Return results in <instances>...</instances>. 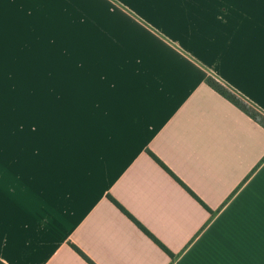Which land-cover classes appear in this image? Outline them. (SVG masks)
<instances>
[{
  "label": "crops",
  "instance_id": "obj_1",
  "mask_svg": "<svg viewBox=\"0 0 264 264\" xmlns=\"http://www.w3.org/2000/svg\"><path fill=\"white\" fill-rule=\"evenodd\" d=\"M105 1L90 31L61 0H0V66L92 36V89L40 136L0 122V264H264V128L206 83L264 116V0H161L191 19L166 39Z\"/></svg>",
  "mask_w": 264,
  "mask_h": 264
},
{
  "label": "rangeland",
  "instance_id": "obj_2",
  "mask_svg": "<svg viewBox=\"0 0 264 264\" xmlns=\"http://www.w3.org/2000/svg\"><path fill=\"white\" fill-rule=\"evenodd\" d=\"M113 1L136 23L156 32L164 39L174 35L172 32L174 28L182 24H191V19L187 15L176 13L170 7L163 5L161 0H135L131 4L127 3V0ZM191 1H193L192 6L198 8L196 9L198 12L209 9L210 2L207 0ZM61 4L63 9L66 5L70 9L78 10L80 15H83V12L91 14L81 21H74L79 28L82 26L92 31V26H97V23L110 24V19L104 16L108 15L104 13L105 0H61ZM153 7L158 10L157 16H150L153 14L151 13ZM140 13H144V16H140ZM180 16H184L186 20ZM67 28L68 26L66 31L69 30ZM159 29H162L165 35L160 34ZM90 31L86 30L84 34L91 35ZM22 61L24 62L25 59ZM42 71L46 74L45 91L42 90ZM90 79H92V36L65 33L64 42L58 48L50 50L48 65L42 68L40 65L28 63L0 66V122H13L17 132L21 128L27 132V135L40 136L41 120L47 115L46 111L51 112L57 104L69 103L65 102L67 98L60 94L71 88L92 89ZM29 92L32 96L27 95ZM79 99L83 100V98Z\"/></svg>",
  "mask_w": 264,
  "mask_h": 264
},
{
  "label": "trees",
  "instance_id": "obj_3",
  "mask_svg": "<svg viewBox=\"0 0 264 264\" xmlns=\"http://www.w3.org/2000/svg\"><path fill=\"white\" fill-rule=\"evenodd\" d=\"M206 83L209 87H211L214 91H216L218 94H220L222 97H224L226 100H228L231 104L236 106L238 109H240L242 112H244L246 115H248L252 120H254L258 125H260L262 128H264V116L258 112L256 109L251 107L248 103H246L242 98L237 96L234 92L227 89L226 87L222 86L212 78H207ZM152 158L158 162L165 170L166 167L154 156L151 155ZM170 173V171H168ZM171 174V173H170ZM172 175V174H171ZM178 181V179H176ZM179 182V181H178ZM183 188L188 191L204 208H206L208 211H210L195 195L192 193L185 185H183L181 182H179ZM119 208H121L119 206ZM121 210H123L121 208ZM124 211V210H123ZM142 230L165 252L167 253L171 258L173 257V254L166 249L160 242H158L152 235H150L143 227H141ZM78 251V250H77ZM79 252V251H78ZM80 255L88 260L81 252H79ZM90 264H92L89 261Z\"/></svg>",
  "mask_w": 264,
  "mask_h": 264
}]
</instances>
